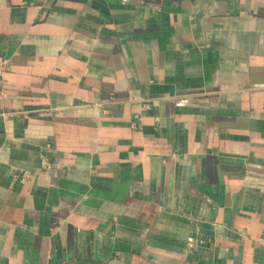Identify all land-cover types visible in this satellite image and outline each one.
Here are the masks:
<instances>
[{
	"label": "crops",
	"instance_id": "obj_1",
	"mask_svg": "<svg viewBox=\"0 0 264 264\" xmlns=\"http://www.w3.org/2000/svg\"><path fill=\"white\" fill-rule=\"evenodd\" d=\"M0 55V264H264V0H0Z\"/></svg>",
	"mask_w": 264,
	"mask_h": 264
},
{
	"label": "built area",
	"instance_id": "obj_2",
	"mask_svg": "<svg viewBox=\"0 0 264 264\" xmlns=\"http://www.w3.org/2000/svg\"><path fill=\"white\" fill-rule=\"evenodd\" d=\"M12 67V64L10 62V60L3 56L0 55V77H2L7 71H9ZM5 116V113H0V119L3 118ZM29 178V174L28 172H23L20 176V180L22 182H25L26 179Z\"/></svg>",
	"mask_w": 264,
	"mask_h": 264
}]
</instances>
